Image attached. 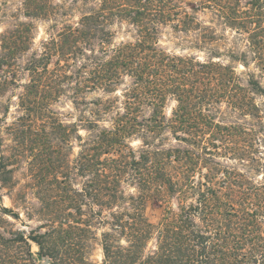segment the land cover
<instances>
[{"label":"trees","instance_id":"16d2710c","mask_svg":"<svg viewBox=\"0 0 264 264\" xmlns=\"http://www.w3.org/2000/svg\"><path fill=\"white\" fill-rule=\"evenodd\" d=\"M31 5L28 17L45 16ZM200 9L215 12L244 46L226 52L230 62L213 50L202 60L160 47L167 26L217 41L198 21ZM116 22L135 27V40L116 43ZM18 45L3 48L0 71L30 51ZM26 71L19 100L29 117L52 114L66 96L76 111L84 107L85 136L77 123L52 128L72 148L79 143L71 180L53 184L50 230L8 243L34 242L43 264H92L85 244L101 231L102 264H264V0H101L45 39ZM150 204L163 212L159 225L146 215Z\"/></svg>","mask_w":264,"mask_h":264},{"label":"rangeland","instance_id":"374dc122","mask_svg":"<svg viewBox=\"0 0 264 264\" xmlns=\"http://www.w3.org/2000/svg\"><path fill=\"white\" fill-rule=\"evenodd\" d=\"M100 1L0 0V65L4 59L3 48L5 46L16 49L15 45L19 44L18 50L30 49L18 55L13 67L8 68L3 65L5 67L0 71V85L2 86L0 91V162L3 164L0 174V198L2 199V205H0V234L2 235L0 264H26L25 260H28L27 264H43L44 261L38 256L40 249L34 242L30 241V247H27L24 244L8 243V241H14L22 234L31 236L33 232L46 233L48 229L50 230L55 218L54 209L49 205L52 204L53 196H55L53 184L57 178L66 183L71 180L69 179L70 163L79 154V143L75 142L72 148L71 143L67 141L69 137H63L62 134H58L60 130L52 128H57L58 123L66 127L77 123L80 125L78 134L85 136L81 123L82 116H85L84 107L79 106L80 112L76 111L66 96L52 105V110H50L52 114L42 113L29 117V113L20 107L19 97L29 84V74L26 71L28 57L33 51L39 50L42 42L49 36L57 35L67 26H76L86 13L100 4ZM199 1L190 0L193 3ZM30 3L35 4L31 5L33 6L31 8L37 6L36 4L42 5L45 8V16L28 17ZM196 17L202 27H212L216 30L217 41L205 44L200 33L187 34L172 26H167L161 30L159 35L160 47L171 53L195 55L202 60L211 57L210 52L213 50L223 54V59L227 61L226 52L232 48L241 50L244 47L241 42L235 43L236 34L228 30L212 10L200 9L196 11ZM112 30L116 34V43L134 41L137 36L136 28L126 22H116ZM18 37L23 38L25 43L15 44ZM29 37L31 42L27 41ZM234 66L239 73L245 70L240 64L236 63ZM5 80L8 82L7 85H5ZM86 97L91 100L102 97V93H92ZM174 107L175 103L170 101L167 108L168 116L171 115ZM31 120L32 122H29ZM30 123H33V126L27 129ZM44 127H47L46 131H43ZM42 131L47 133L52 146L42 139L44 135ZM139 145L140 142L133 143L134 147ZM75 184V190H81L83 180L79 179ZM4 208L10 213H7ZM71 212L74 213L72 210ZM162 213L154 204L148 205L146 210L147 217L154 225H159L163 217ZM41 226L48 227L41 229ZM96 235V239L85 244L84 258L89 263L102 264L101 231H96ZM29 250L32 254V261L28 255ZM68 263L65 261L63 264Z\"/></svg>","mask_w":264,"mask_h":264}]
</instances>
